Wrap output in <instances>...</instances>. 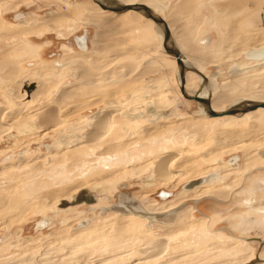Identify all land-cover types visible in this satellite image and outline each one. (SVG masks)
<instances>
[{
	"label": "rangeland",
	"instance_id": "rangeland-1",
	"mask_svg": "<svg viewBox=\"0 0 264 264\" xmlns=\"http://www.w3.org/2000/svg\"><path fill=\"white\" fill-rule=\"evenodd\" d=\"M141 2L172 22L176 45L198 57L193 66L207 79L220 87L246 80L247 86L229 90L220 110L242 98L264 100V61L248 58L264 49V38L243 42L264 30V0L133 4ZM86 35L83 52L76 38ZM158 36L152 20L104 11L93 0H0V264H245L259 258L264 111L199 117L201 105L178 87L176 61L156 50ZM202 79L192 73L191 92ZM214 90L213 99L220 95L215 84ZM100 115L115 117L114 126L90 141ZM167 152L176 160L168 169L185 172L171 183L154 177L153 163ZM202 178L210 182L209 198L181 205L161 198ZM84 189L98 203L59 207ZM121 194L157 210L182 206L180 221L168 232L141 219L112 228L109 221L121 215L109 210ZM85 222L98 241L73 249L68 240ZM49 249L63 253L55 261L41 257Z\"/></svg>",
	"mask_w": 264,
	"mask_h": 264
},
{
	"label": "bare ground",
	"instance_id": "bare-ground-1",
	"mask_svg": "<svg viewBox=\"0 0 264 264\" xmlns=\"http://www.w3.org/2000/svg\"><path fill=\"white\" fill-rule=\"evenodd\" d=\"M103 3H111V2H117L119 4H124V5H134L133 2L134 0H101ZM67 3V2H66ZM141 4H145L147 6H150L149 4L147 3H142ZM152 8V7H151ZM264 8V6H263ZM264 12V10H263ZM128 13H135V14H138L142 17H145L147 19H149L146 15L142 14V13H138V12H135V11H128L124 14H128ZM158 14V13H157ZM263 14V13H262ZM160 17L161 15L158 14ZM137 16V15H136ZM150 20V19H149ZM171 21L170 23L167 22L168 26L170 27V30H171V33H172V36L174 38V42L175 40L177 41V34L173 31L172 29V26H171ZM173 25V24H172ZM264 28V27H262ZM157 31H158V46L156 50L160 51L163 55L165 56H168V57H171L173 58L175 61L176 59L170 55H168L166 52H165V49H164V46H163V43H164V31L162 28L158 27L157 26ZM262 33H249L247 36H244V44H247L248 43L250 44L251 42L252 43H255L257 41H259L260 38H264V30L261 31ZM86 38H87V35H86ZM187 38V37H186ZM179 39V38H178ZM241 39V38H240ZM76 40L79 42V45L82 47L83 49V52H87L88 51V46H87V42L86 41H83V42H80L79 38H76ZM99 40V39H98ZM242 40V39H241ZM226 41V40H225ZM262 41V40H261ZM183 42V40H182ZM241 42V43H243ZM184 43V42H183ZM251 43V45H252ZM259 43V42H257ZM263 43V42H262ZM95 44H98L97 42ZM227 44V43H226ZM175 45H176V42H175ZM186 45V44H185ZM250 45V47H251ZM182 46V45H181ZM181 46L180 45H176V49L183 55V60H184V63L187 67V72H186V91L189 95L191 96H198V97H202V98H206V99H210L211 100V107L212 109H214L215 111L219 112V113H222V112H225L227 111L228 109L226 110H220V106L222 105V102L223 100L226 99V95L227 93L229 92V90H232V89H236L239 90V88L241 87H244V86H247V82L246 80H238L237 82L234 83L233 86H225V87H220L216 84V80L214 79H207L204 74H202V72H200L198 69H195L194 66H193V62L197 61L198 60V57H194L196 55H187V53H184L183 50L181 49ZM223 46H228V45H224ZM245 46V45H244ZM190 47V46H189ZM220 47L222 48V46L220 45ZM232 47V46H231ZM231 49V48H230ZM233 50V49H232ZM221 52V51H220ZM234 52V51H233ZM232 53V52H231ZM194 57V58H193ZM249 59L251 60H263L264 61V49H260V50H257L255 52H252L249 56H248ZM177 63V62H176ZM261 64V63H260ZM259 64V65H260ZM63 63H60L58 67L62 66ZM258 65V64H257ZM264 69V68H263ZM178 73V72H177ZM192 73L195 75H198L199 78H203L202 79V84L200 85V88L198 90V92H191L190 91V80H191V75ZM79 75V74H78ZM255 76V75H254ZM256 77V76H255ZM247 78V77H246ZM250 77H248L249 79ZM83 79V78H82ZM251 79V78H250ZM221 80V79H220ZM260 81V80H259ZM246 82V83H245ZM249 82V81H248ZM214 84L217 88V91L220 93V95H218L215 99L211 98L212 94L214 95ZM233 84V83H232ZM255 84V83H254ZM261 84H263L261 82ZM253 85V84H252ZM258 85V84H257ZM249 86V85H248ZM75 87V86H74ZM178 87L180 88V78H179V74H178ZM262 88V87H261ZM71 90V89H70ZM69 90V91H70ZM243 90V89H241ZM240 90V91H241ZM70 93V92H69ZM68 93V94H69ZM192 93V94H191ZM34 95V94H33ZM155 96V95H154ZM158 96V95H156ZM110 97V96H109ZM153 97V95H152ZM132 100V99H131ZM110 101V100H109ZM134 101V100H133ZM136 101V100H135ZM137 102V101H136ZM253 102L255 103H264V100H251V99H243L240 100L239 102L237 103H234L232 105V107L234 106H242V107H249ZM81 103V102H80ZM131 103H134L131 101ZM78 104V103H77ZM135 105V104H134ZM133 106V105H131ZM138 106V104H137ZM200 106V105H199ZM201 109L199 110V114L198 116L199 117H204L206 119H211V120H217L219 118H211L209 117L208 115V109L207 108H204L202 105L200 106ZM130 108V106H129ZM230 109V108H229ZM121 110V109H120ZM118 111V110H117ZM131 111V110H130ZM150 111V109L148 110ZM257 111H264V109L260 108V109H257L256 111H253V112H249L247 114H240V115H236V116H226V117H221V119H238V118H242L244 116H247V115H250V114H254L255 112ZM4 112V111H3ZM100 113V112H99ZM117 113V112H115ZM114 113V114H115ZM130 113V112H129ZM101 114V113H100ZM34 116V115H33ZM93 116V115H92ZM112 116H115V115H112ZM137 116V115H136ZM36 117V116H35ZM152 117V116H151ZM112 118H115V117H111V116H108V115H105V116H99L97 117L96 119V122L95 124V128H94V131L91 132L90 134V141H95V140H98L100 138L103 137V135L105 134H108L113 126H114V119L112 120ZM0 119H2L0 117ZM48 119V118H47ZM136 117L134 118H131L130 121H135ZM158 119V118H157ZM40 120V119H39ZM42 120V119H41ZM117 120V119H115ZM12 121V120H11ZM148 121V120H147ZM155 122V121H154ZM92 125V126H93ZM157 127V126H156ZM25 128V127H24ZM180 128V127H179ZM183 129V128H182ZM166 133V132H165ZM242 137V136H241ZM89 140V139H88ZM261 155V154H260ZM264 155V154H262ZM174 155H171L170 153H164L162 155H160V157L158 158V160L156 162L153 163V166H154V173H155V180H158L160 182H168V183H171L172 181H174L175 179L183 176L185 174V172L183 171V169H179V170H169V166L171 167L175 162L176 160H174ZM264 157V156H263ZM166 160V161H165ZM221 163H219L220 165ZM15 167V166H14ZM172 171V172H170ZM113 174V173H112ZM109 178V177H108ZM154 179V178H153ZM209 180H206L205 178H202V179H199V180H195L194 182L192 183H189L188 185H186L184 187L183 190H181L179 193L177 194H171L170 192H166V191H163V194L161 195V198L164 200V201H167L168 199H171L174 197L173 200H175V204L176 205H181L180 203H182L183 201L190 199V200H193V201H201L205 198H209V195L208 194H204V192H206L204 189L206 188V186L209 184ZM192 184V187H190L189 185ZM79 193V192H78ZM122 195V194H121ZM167 195H171L170 197H166ZM211 195V194H210ZM67 196V195H66ZM127 196V195H126ZM75 197V196H74ZM72 196L71 199H65L66 201H69L70 203H72L71 201H73V198ZM128 200L127 201H130L129 204H124L125 206V211H123V213H120L119 211H111L112 213H115V214H119L121 215V217H116L115 218H112L110 221H109V225L112 227V228H115L117 226H120V225H123L126 226L130 223L129 220H133V219H141L142 222L143 220H146L148 222V224H154V226L156 227H161L163 228V230L165 231H171V229H174V226L176 225L177 222L180 221V214H179V211L181 210L182 206H178L179 208H176V207H172V206H168V207H164L161 208V210H157L156 206H154L153 204H149V205H146L143 206V204L139 201V200H135L134 198L128 196ZM63 200V201H65ZM135 201L136 203H138L137 205H132L131 204V201ZM183 200V201H181ZM197 202V203H198ZM95 203H98V200L96 201V198H95ZM83 204V203H81ZM87 204V203H86ZM80 205V204H79ZM84 205V204H83ZM88 205H92V204H88ZM102 206V205H101ZM119 206V205H118ZM123 206V207H124ZM70 207V206H69ZM122 208V206H120ZM168 208V209H167ZM54 209V214H57V213H60L61 211L63 210H58V209H55V208H52ZM73 209V208H72ZM102 209V208H101ZM64 212V211H63ZM110 212V213H111ZM98 213V212H97ZM96 213V214H97ZM164 213H169L170 216L172 217H175L173 218L172 220H170L169 222L167 223H156L155 220L153 221V218L152 217H147L145 215L147 214H154V215H157V214H164ZM24 214V213H23ZM114 215V214H113ZM182 216V215H181ZM130 217V218H128ZM135 217V218H134ZM94 218V217H92ZM207 217L206 216H203L201 219H206ZM120 219H124V223L122 224L121 222H119ZM208 220L210 218H207ZM45 220L48 221V222H52L54 220L53 217H45ZM88 220V219H87ZM108 223V222H107ZM144 223V222H143ZM89 223L85 222V223H82L80 225V229L77 230V232H75V235L73 236L72 235V238H70L68 241H72L70 243L71 247L73 249H76V243L78 242V244L80 245V247H83L84 245H88L89 244H93V243H96L98 241V238H93L97 231L94 232V230H92V226L90 225ZM122 227V226H121ZM139 227V226H138ZM129 228V227H128ZM108 229V228H107ZM110 230V228H109ZM119 230H120V227H119ZM122 231V230H121ZM109 232V231H108ZM118 232V231H116ZM102 233V232H101ZM230 233V232H229ZM118 234V233H117ZM113 235V234H112ZM103 237L105 238V240H109V235L108 234H103ZM233 237V236H232ZM113 238V237H112ZM167 240V239H166ZM237 240V239H235ZM160 241V240H159ZM109 242V241H108ZM124 242V241H121V243ZM166 243V242H165ZM161 244V243H160ZM78 245V246H79ZM166 246V245H165ZM151 249V248H150ZM154 249V248H153ZM159 249V248H158ZM54 250H58V249H54ZM53 249L52 250H48L45 251L44 253L45 254H42L41 257H46V258H53L54 260V255L57 254L59 252H62V251H54ZM60 250V248H59ZM151 251V250H150ZM63 253V252H62ZM61 254V253H59ZM163 254V253H162ZM50 255H52V257H49ZM29 260V259H28ZM52 260V259H51ZM150 260V259H149ZM36 261V260H34ZM55 261V260H54ZM57 261V260H56ZM23 262V261H22ZM25 262H23L24 264ZM264 264V250L262 251L261 255L259 256V258L257 259H250V261L246 262L245 264ZM1 264H4V262ZM32 264V263H31ZM57 264V263H56ZM58 264H61V263H58Z\"/></svg>",
	"mask_w": 264,
	"mask_h": 264
},
{
	"label": "water",
	"instance_id": "water-1",
	"mask_svg": "<svg viewBox=\"0 0 264 264\" xmlns=\"http://www.w3.org/2000/svg\"><path fill=\"white\" fill-rule=\"evenodd\" d=\"M93 2L96 3L97 5H99V7L102 10L112 12V13H116V14H122V13H126L128 11H135L138 13H142V14L146 15L150 20H152L155 23V25L162 28L164 31L163 46H164L165 52L168 55L174 57L176 59V62H177V68H178V73H179V78H180L181 94L184 96L185 99L190 100V101H195L198 104L202 105L204 108H207L209 117L221 118V117H226V116H236V115H240V114L244 115V114H247L249 112L256 111L257 109H260V108L264 109V103L253 102L249 107L234 106L225 112L219 113V112L215 111L214 109H212L210 99L189 95L186 91L187 67L184 63L183 55L176 49V45H175L174 38L172 36L170 27L168 26V24L166 23V21L162 17H160L149 6H147L145 4H141V3L134 4V5H124V4H119L117 2H111V3L105 4L101 0H93ZM263 10H264V8H263ZM261 21H262V26L264 27V12L261 15ZM189 186L192 187V184ZM162 194H163V192H162ZM170 196L171 195H167L166 197H170ZM128 198L129 197L126 195H120L118 204L113 206V208H111L109 211H119L120 213H123V211L126 210L124 204L130 203V201H127ZM94 202H95L94 195L91 194L86 189H84V190H81L73 198L72 203H70L68 201H60L59 207L60 208H67L69 206H76V205H79L81 203L93 204ZM131 204L135 206L138 203H136L133 200V201H131ZM120 206H122V208ZM105 212H106V209L101 210V213L104 214ZM145 216L152 217L153 221L155 220V222H159L162 224L167 223L174 218L173 216L171 217L169 213L157 214V215L147 214Z\"/></svg>",
	"mask_w": 264,
	"mask_h": 264
},
{
	"label": "flooded vegetation",
	"instance_id": "flooded-vegetation-1",
	"mask_svg": "<svg viewBox=\"0 0 264 264\" xmlns=\"http://www.w3.org/2000/svg\"><path fill=\"white\" fill-rule=\"evenodd\" d=\"M77 38H79L80 42H83V41L88 42V40L86 39L85 36H84V37H77ZM59 64H60V63H58L57 65H59Z\"/></svg>",
	"mask_w": 264,
	"mask_h": 264
}]
</instances>
